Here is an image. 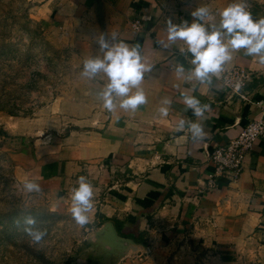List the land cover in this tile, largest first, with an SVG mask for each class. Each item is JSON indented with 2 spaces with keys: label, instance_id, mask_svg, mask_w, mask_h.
<instances>
[{
  "label": "crops",
  "instance_id": "1",
  "mask_svg": "<svg viewBox=\"0 0 264 264\" xmlns=\"http://www.w3.org/2000/svg\"><path fill=\"white\" fill-rule=\"evenodd\" d=\"M231 2L57 0L50 18L43 17L49 24L79 31L92 42L114 34L117 43L139 45L142 62L151 67L140 85L147 103L135 112L96 106L80 130L17 166L18 184L24 188L27 181L37 183L41 191L31 193L46 197L52 211L67 212L72 189L85 176L94 193L87 225L94 229L111 221L119 236L142 235L161 263L233 264L232 257L241 250H264V243L250 246L264 241V143H257L245 157L239 178H221L213 188L206 185L214 168L210 154L240 134L259 110L225 89L222 72L211 84L188 79L191 54L186 58L180 51L186 53V44L167 38L168 19L191 23L190 12L206 6L212 19L205 25L211 29L219 26L220 12ZM243 2L254 20L264 18V0ZM136 19L141 21L140 32L132 28ZM179 64L185 67L183 75L176 73ZM223 67L251 72L244 92L264 105V64L258 58L241 50ZM183 95L195 96L209 110L197 118L183 103ZM164 99L171 102L167 117L158 111ZM181 120L200 123L205 136L194 141L187 127L179 128Z\"/></svg>",
  "mask_w": 264,
  "mask_h": 264
},
{
  "label": "rangeland",
  "instance_id": "2",
  "mask_svg": "<svg viewBox=\"0 0 264 264\" xmlns=\"http://www.w3.org/2000/svg\"><path fill=\"white\" fill-rule=\"evenodd\" d=\"M56 1L0 0V264H88L84 248L91 227L77 225L70 211H52L46 197L16 180L17 166L80 130L96 106L104 108L97 93L107 78L81 75L86 59L102 57L99 45L43 20ZM29 216L46 232L39 244L24 231ZM257 243L264 241L250 246ZM145 248L118 264H170ZM232 260L264 264V250L244 249Z\"/></svg>",
  "mask_w": 264,
  "mask_h": 264
},
{
  "label": "clouds",
  "instance_id": "3",
  "mask_svg": "<svg viewBox=\"0 0 264 264\" xmlns=\"http://www.w3.org/2000/svg\"><path fill=\"white\" fill-rule=\"evenodd\" d=\"M243 0L232 2L220 12L219 26L213 25L211 29L206 27L205 21L211 19L212 13L206 6L196 7L190 12L192 22L187 20L180 24H174L167 20V38L171 42L183 41L186 53L191 54L188 70V79H195L201 84H211L212 77L224 70V65L233 59V54L243 50L245 56L258 58L260 64H264V18L254 20L251 13L246 10ZM101 56L86 59L83 63L81 75L89 80L95 79L99 74L107 78V83L97 93L103 107L109 112L117 107L125 111L135 112L140 106L147 103V96L140 86L146 72L151 67L143 63V57L139 45H130L123 41L117 43L116 36L101 35L97 39ZM165 47H167L165 45ZM177 75L185 73V67L179 64L176 67ZM239 85H237V89ZM183 103L187 109L192 110L197 118L203 117L209 110V105H202L195 96L183 95ZM170 100L164 99L159 113L162 117L169 115ZM191 133L192 139L200 140L205 136L203 126L200 123L184 120L179 122V128ZM78 187L72 189L71 216L75 223L81 227L88 224L87 213L93 208V186L85 176H80ZM23 187L29 193L40 192L37 183L27 181ZM24 231L36 244H39L45 231L36 227L37 221L29 216L25 218Z\"/></svg>",
  "mask_w": 264,
  "mask_h": 264
},
{
  "label": "built area",
  "instance_id": "4",
  "mask_svg": "<svg viewBox=\"0 0 264 264\" xmlns=\"http://www.w3.org/2000/svg\"><path fill=\"white\" fill-rule=\"evenodd\" d=\"M172 5H184L192 1L206 0H163ZM212 19V17H211ZM206 20V22L210 21ZM132 28L136 32L142 30L140 19H136L132 23ZM252 74L248 70L241 67H234L227 71H222L221 80L225 89L239 97L242 101L255 105L259 114L249 119L243 131L235 138L230 139L227 143L220 145L209 156V161L214 168L206 185L210 188L215 187L217 181L226 178L231 181L239 178L243 171V163L245 157L253 150V147L260 142L264 143V105L252 100L247 93L244 92L245 87L252 81ZM237 85L239 88L237 89Z\"/></svg>",
  "mask_w": 264,
  "mask_h": 264
},
{
  "label": "water",
  "instance_id": "5",
  "mask_svg": "<svg viewBox=\"0 0 264 264\" xmlns=\"http://www.w3.org/2000/svg\"><path fill=\"white\" fill-rule=\"evenodd\" d=\"M84 254L88 264H118L130 256L147 251L145 246L119 236L111 221L87 229Z\"/></svg>",
  "mask_w": 264,
  "mask_h": 264
},
{
  "label": "trees",
  "instance_id": "6",
  "mask_svg": "<svg viewBox=\"0 0 264 264\" xmlns=\"http://www.w3.org/2000/svg\"><path fill=\"white\" fill-rule=\"evenodd\" d=\"M154 211H155V210L152 211V214L154 213ZM120 236L125 237V235H123V234L120 235ZM125 238H127V237H125ZM132 240H133L134 242H136V243H140V244H143L144 246H147L145 240L142 238V235H140L138 238H134V237H133Z\"/></svg>",
  "mask_w": 264,
  "mask_h": 264
}]
</instances>
